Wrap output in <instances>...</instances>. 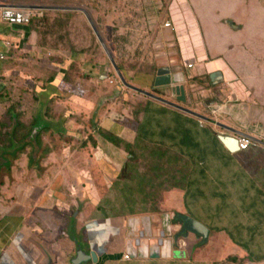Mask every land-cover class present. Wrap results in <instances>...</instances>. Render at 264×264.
I'll use <instances>...</instances> for the list:
<instances>
[{"label":"rangeland","instance_id":"rangeland-1","mask_svg":"<svg viewBox=\"0 0 264 264\" xmlns=\"http://www.w3.org/2000/svg\"><path fill=\"white\" fill-rule=\"evenodd\" d=\"M51 2L53 8L61 4L62 8H77L78 6L89 12L90 18L98 27L100 36L110 48L114 60L128 83L135 80L137 74L141 75V71H145L147 67V72L157 71L161 47H158L156 41L160 25L166 21H172L171 11L173 8L178 9L177 12L180 23L184 25V31L190 29L187 15V10H189L196 21L201 22L204 35L211 42L217 41L221 37L224 26H226V54L239 56L238 50L242 47L241 41L247 37L248 45L254 50L249 55L252 56V59L261 56L260 47L264 40V37L261 36L264 34V0H52ZM49 11H46L43 20L46 18L48 20L43 23L41 30L52 32L50 39L56 51L48 55V60L52 64L58 63L59 67L64 68L63 71L55 72L63 84L59 87L58 95L46 103V108H41V112L43 111L50 118V123H47L48 128L43 129L45 124L42 123L31 127V123H29L25 128H18V133L20 135L28 134L24 135V139L29 141V147L32 148L29 156L33 166L38 167L35 170L36 173L39 176L48 173L49 177L55 179L51 186L55 193L63 195L61 209L67 213L70 208L67 217H65L66 221L69 222L70 218H73L77 208H86L88 214L85 224L93 216L106 214L124 216L129 219L136 216H150L152 220L151 232L154 235V240H158L160 239L161 217L163 214H168L172 217V234L168 238H170L173 250L181 249V242L182 245L187 241L188 244L191 243L189 244L190 254L186 248L181 249L186 252V256L182 259L161 260L153 257H138L133 258L137 259L136 261L131 259L117 264L264 263V184H262L264 181L262 178L264 159L259 155L251 154L253 153L251 149H249L251 151L249 153L237 152L236 156L229 155L222 150L219 142L213 141L214 134L211 131V134L201 131L200 136L202 135V137L198 139V146H188L189 140L186 143L180 142L181 144L176 146L168 143V152L163 156L154 152V149L162 146L159 145L162 142L145 141L143 132L140 130L137 131V136L134 134L136 139L133 143L121 139V143L112 145V148L115 149L112 151L116 153H111L112 151L107 148L101 161L95 160L96 166L93 167L91 162L96 158L94 151L98 143L106 145L98 133L94 132L93 121L91 129L87 128L89 124H86V120L85 126H82L80 130L74 129L73 131L68 125L64 124L59 127V123L53 121L61 119L63 113L70 115L74 113L71 111L73 101H69L70 98L65 94L67 89H70L74 84V92L82 94L86 92L87 87H90V94L94 98L98 90L97 81L102 80L100 75L107 73L111 74L114 82L118 80L114 85L121 86V93L116 94L119 96L115 98L114 94L117 92L115 88L97 95L96 107L95 110L94 108L90 110L91 115H94L95 118L99 115L98 110L101 107L107 108L111 105L108 100L105 102L107 104L103 106L102 97L105 95L111 96L118 116L133 111L132 113L138 115L140 122L145 111H143L140 93L133 97L131 94H125L130 88L121 81L120 75L104 47L101 46L86 16L74 14L79 10L66 12L69 14H63V12L55 14L57 12L54 11L53 14ZM224 11L226 16L220 18ZM227 13L231 16H228ZM197 14L200 17L198 19ZM55 15L59 16L54 18ZM218 18L220 23L217 22ZM234 23L238 27L241 26L244 34L236 35L231 32L230 24ZM169 42V40L165 41V49L172 48L168 45ZM262 65L264 66V63ZM130 76L134 77L131 81L129 80ZM51 77L56 78L55 75ZM90 78L94 80H89ZM78 84L84 89L83 91L77 86ZM33 93L34 90L27 84L22 89L11 87L7 90L9 104L16 105L14 108L16 111L18 103L36 100ZM123 93L125 96H122ZM24 108L20 112L22 115L24 114L23 116L34 111V107L29 104ZM253 112V109L248 111V117L251 119ZM132 113L131 118H133ZM79 114L84 116L88 112L83 110ZM148 114L154 118L158 116V112L155 111H150ZM163 117L165 116L159 114L160 119L163 120ZM138 120L135 119L132 125L139 124ZM51 123H56L57 126L52 127ZM35 126L40 127L35 128ZM3 127L5 126L0 125V142L5 144L4 142L10 141L13 143L16 128L13 126L11 134L8 130L3 133ZM152 128L157 130V121L152 120ZM2 135H9V137L3 138ZM12 143L11 147L4 150L2 154L1 151L6 148V145L0 148V160L10 156L8 151L14 146ZM146 145L151 146V151ZM162 148L166 149L164 146ZM125 150L132 153L125 154ZM14 155L18 157L20 151L15 152ZM40 161H46L51 169L46 170ZM70 163H83L84 168L81 171L87 175L88 169L92 168L89 172L99 190L98 196H96L95 190H92L95 191L94 195L88 193L87 190L82 192V184L79 185V193L74 189L71 178L78 177L81 172L77 171L78 173L74 174V170L69 168ZM127 165L130 166V173L125 172ZM155 165L157 168L152 169L151 167ZM0 171L3 172L2 169ZM19 171L22 169L20 168ZM145 174L153 178L152 185L141 182V176ZM6 180L11 182V178H6ZM66 180L69 181V184ZM191 181L194 182L191 184ZM83 186L85 185L83 184ZM71 189L75 195L76 204L70 196ZM132 207L136 209L133 214ZM179 214L189 215L207 226L209 228L208 240L204 241L202 236L196 234L197 242L195 243V236H191V233L188 234L190 231H184L178 236L183 226L175 219ZM155 218L157 220H153ZM52 222H54L52 218H45L47 230ZM72 224L74 229L68 227V223L62 227L61 236H67L66 232H68L72 238L75 236L80 238V242L84 246L82 247L85 249L89 240L87 235L83 234V221L80 226L75 222ZM211 229L217 231L222 237H226V241ZM137 231L138 238H143L139 226ZM185 236H187L185 238L187 241L183 239ZM190 238L192 239L190 240ZM244 243L248 245L247 248L243 246ZM140 260L142 261L140 262Z\"/></svg>","mask_w":264,"mask_h":264},{"label":"crops","instance_id":"crops-1","mask_svg":"<svg viewBox=\"0 0 264 264\" xmlns=\"http://www.w3.org/2000/svg\"><path fill=\"white\" fill-rule=\"evenodd\" d=\"M51 1L0 0V13L6 6L28 7L32 13V20L28 24L12 25L3 21L0 17V55H2L0 57V125L5 126L2 129L3 133H6V130L11 132L13 126L16 128L13 143L9 141L3 144L0 142V148L5 145L6 149L10 148L11 143L14 145L8 151L10 156H7V159L3 157L0 160V169L3 170V172L0 171V219L4 220V225L0 228V264H73L72 260L79 249L86 250V253L96 251L98 256L101 257L100 262L91 260L82 264H117L133 259L131 257L130 259L124 258L127 241L129 240L127 231L129 218L106 214L104 216H93L85 224L88 212L85 210L86 208H77L73 218H70L69 222L66 221L65 217H67L70 208L67 213L61 209L63 195L55 193L51 186L55 179L49 177L48 173L43 176H39L36 173L35 170L38 167L33 166L31 161L29 164L28 161L32 148L29 147V141L26 138L24 139V135L27 133L24 135L18 133V128H25L26 124L34 121H39L40 123L43 121L45 124L50 123V118L43 111L41 112V108H46V103H49L55 95H58L59 87L63 84L61 80L58 83L57 81L55 82L59 78L55 72L58 70L63 71L64 68L62 66L59 67L58 63L52 64L48 60V55L56 51L50 39L52 32L41 30V26L48 20L47 18L43 20L47 10H50L49 12L53 14L54 12H57L55 14H59V12L64 14L73 10L64 9L60 7L62 6L61 4L57 5L58 7H54L57 9H54ZM85 11L87 12L86 9ZM177 11V8H173L171 11L172 25H160L156 43L161 48L159 50L160 55H158L159 67L156 70L167 68L172 75L175 73L177 77L184 79L179 83H174L172 80V83L173 86L184 87L181 96L185 95V100L179 99L180 95L176 93V90L172 89V85H156L157 71L147 72L148 67L145 71H141V75L137 74L135 80H132L134 79L132 76L129 79L130 81L132 80L131 83L134 87H138L143 91L129 87V91L127 90L125 93L126 95L131 94L132 97L135 94H141V102L145 113L143 112L140 122L138 115L132 113L133 111L126 114L122 113L125 115H122L120 119L115 118L118 112L115 105L112 104L113 101L110 95L103 96L102 101L104 102L103 106L107 104L105 102L108 100L111 105L107 108L101 107L98 110L99 115L95 118L94 115H91L90 110L93 108L95 110L96 107L97 95L115 88L117 90L114 94L115 98L119 96L116 94L121 93V86L114 85L117 81L110 82V79L113 78L109 73L100 75L102 80L97 81L98 90L94 98L90 94V87H87V90L85 89L86 92L84 91L85 93L82 94L81 92H74V84L66 92L64 91L70 98L69 101H73L71 111L74 113L71 115L63 113L61 114V119H54L53 121L59 123V127L64 124L68 125L72 131L74 129L80 130L82 126H85L84 122L86 120V124H89L87 128L91 129L93 121L94 132L98 133L106 144L98 143L94 151L96 158L92 159L93 162H91L93 167L96 166L95 160L101 161L103 155L106 154L107 148L111 151L115 150L112 148L115 143L108 140L105 134H112L133 143L136 139L137 131L142 130L145 141L163 140V143H159V145L166 148L164 152H168V143L174 146L179 144L184 133L182 131L187 129L193 130L192 140H195V143L191 142L188 144L190 147L199 143L198 137H200L201 131L233 136H236L234 131H240L242 135H251L255 139L264 141V66L262 65L264 63V40L260 47L261 56H256L252 59V56L249 55L254 50L248 45L247 37H244L241 41L242 47L238 50L240 57L231 56V54H226V26H224L221 37L217 41L211 42L204 35L201 22L196 21V18L189 10H187V15L190 29L189 31H184V25L180 23ZM192 11L195 13L194 10ZM76 12L74 14L85 16L80 10ZM87 13L89 14V12ZM57 16L59 15H55L54 18ZM197 16V19L200 18L198 14ZM225 16L226 12L224 11L220 18ZM228 16L231 15L228 14ZM217 17L219 16L217 15ZM217 22L220 23L219 18ZM230 28L231 32L236 35L244 34L241 26L238 27L235 23L230 24ZM261 36L264 37V34H261ZM166 40L170 41L168 45L172 48L165 49L164 43ZM191 63L192 66H189ZM53 75L56 78L52 80L51 76ZM89 80L94 79L90 78ZM26 84L34 90L33 94L36 96V100L18 103L17 109L14 111L16 105L9 104L10 100L7 96V90L11 87L22 89ZM77 86L80 87V84ZM83 90L81 88V91ZM125 94L123 93L122 96H125ZM30 99L32 98L30 97ZM163 99L182 105L189 109L190 112L170 105ZM28 104L34 107V111H31L29 115L23 116L24 114L22 115L20 112ZM251 109L254 111L252 119L248 117V111ZM83 110L88 112V114L81 116L79 113ZM150 111H159L157 120L151 114H148ZM17 113L19 118L15 119V114ZM131 113L139 124L132 125L135 119L131 118ZM159 114L165 116L163 120L159 118ZM199 114L203 115L205 119L199 117ZM152 120L157 121V130L152 128ZM50 125L52 127L57 126L56 123H51ZM164 129L167 133L178 129L181 135L175 138L163 136L162 132ZM2 137H9V135H2ZM153 138L155 140H152ZM146 146L151 151V146ZM162 146L160 147L162 148ZM254 148H250L253 151L251 154L259 155L264 159V144ZM16 149L20 151L18 157L14 155L17 152L15 151ZM222 150L225 152L227 150L229 152L227 153L232 156H236L237 152H242H231L225 146L222 147ZM246 152L249 153L251 151H243V153ZM111 153L116 152L112 151ZM127 153L129 152L125 150V154ZM40 164L45 166L46 170L51 169L46 161H40ZM82 164L70 163L69 165V168L74 170V174H77V171L81 172L78 177L71 178L73 187L79 193V185L82 184V192L87 190L88 193L94 195L96 191V196H98L99 190L89 172L92 168L88 169L87 175L81 171L84 168ZM20 168L22 171H19ZM6 178H11V182L9 183ZM262 178L264 179V169ZM66 181L69 184V181ZM83 184L85 186L88 185L85 187ZM262 184H264V181ZM89 187L90 189H88ZM71 192L70 196L74 199V204H76L72 189ZM63 213L66 214L64 215ZM46 217L54 220L49 225L48 230L45 224ZM82 221L84 224L83 234H86L89 240L85 249H83L84 246L80 242V238H76V236L72 238L68 232H66L67 236H61L62 227L66 226L67 223L68 227L74 229L72 222L80 226ZM89 223L91 224L89 225ZM138 226L140 228V224ZM212 231L226 241V237H222L215 230ZM190 233L191 236H195L196 243V234L193 232L188 234ZM189 244L188 241L184 245L181 242L180 247L186 248L190 254ZM243 246L247 248L248 245L244 243ZM118 253L121 256L109 257ZM155 259L165 260L167 258ZM136 260L133 259V261Z\"/></svg>","mask_w":264,"mask_h":264},{"label":"water","instance_id":"water-1","mask_svg":"<svg viewBox=\"0 0 264 264\" xmlns=\"http://www.w3.org/2000/svg\"><path fill=\"white\" fill-rule=\"evenodd\" d=\"M24 8H28V7H24ZM64 9H69V10H80L82 11L86 18L87 21L89 23V25L91 26L93 32L95 33L97 39L99 40L101 46L104 47L107 55L109 56V58L111 59L115 69L117 70L118 74L120 75V79L121 81L126 84L128 87L130 88H134L138 91H143L142 89L138 88V87H134L131 83H128L124 77V75L122 74L120 68L118 67L116 61L114 60L109 48L106 45V42L103 41V38L100 36L97 27L95 26L93 20L90 18L91 16L85 11V9L83 8H76V7H63ZM169 69H163L160 68L157 71V77L155 79V84L156 85H172V89L176 90V93H178L179 99H186V96L183 95L181 96V92L184 91V87L183 86H173L172 80L174 81V83H179L180 81L184 80L183 78H179L177 77V75L174 73L173 75L171 73H169ZM215 75V74H214ZM57 81V83L59 82V79L57 78L55 80V82ZM163 101H165L166 103L173 105L175 107H178L184 111L190 112L189 109H187L186 107L176 104L174 102H171L169 100H165L163 99ZM199 117H202L205 119V117L201 114L198 115ZM40 126H35V128H39ZM232 131H234L233 129H231ZM236 134H242L240 131H235ZM218 138L220 139V141L223 143V145L231 152H237L240 151L239 150V141L238 139L233 136V135H218ZM259 142L264 144V141L256 139ZM176 220H178L179 222L182 223V229L181 231L178 233V236L180 234H182V232L184 231H190L193 232L199 236H202L204 238V241L208 240L209 237V228L207 226H205L202 222H200L199 220L186 215V214H179L178 216H176L175 218ZM129 223L127 224V231H128V236H130L129 240L127 241V248H126V252L130 255L131 258H138V257H142V258H147V257H153V258H183L186 256V252L185 250H181V249H174L172 248V244L170 241V238H168V236H171L172 234V217H170V215L168 214H163L162 216V222H163V228L164 230L162 231V234L159 236L160 239L158 240H154V236L151 232V227H152V220L150 216H136L134 218L129 219ZM138 224H140V228L143 229L141 232V235H143V238H138V231H137V227ZM132 230V232H130ZM147 237V238H146ZM179 248V247H176ZM92 260V261H97L98 260V254L96 253V251H91L90 253H86L85 251H83L82 249H79L77 252V255L74 257V259L72 260L73 264H82V262L84 261H88V260Z\"/></svg>","mask_w":264,"mask_h":264},{"label":"trees","instance_id":"trees-1","mask_svg":"<svg viewBox=\"0 0 264 264\" xmlns=\"http://www.w3.org/2000/svg\"><path fill=\"white\" fill-rule=\"evenodd\" d=\"M109 48V47H108ZM109 50H110V48H109ZM51 79H53V78H51ZM157 112H159V111H157ZM18 117V113L17 114H15V119ZM158 118H156V120H157ZM18 121H19V119H18ZM35 122V121H34ZM34 122H32L31 123V127L32 126H34V125H40V122L39 121H36L35 123ZM18 123V122H17ZM41 123H44L45 124V122H41ZM21 124V123H20ZM20 124H18V125H20ZM42 128V127H41ZM45 128H48V126H47V124H45L44 125V127H43V129H45ZM182 132H184L183 133V135H182V137H181V142L182 143H186V141L187 140H189L190 142L189 143H195L194 142V140H192V133H193V130H190V129H187V130H184V131H182ZM207 132H209V131H207ZM163 136H168L169 138L172 136V138H175V137H177L178 135H181L180 133L181 132H179L178 131V129H174V131H172V132H169V133H167V131L164 129L163 130ZM177 133V134H176ZM213 136H212V139H213V141H217V142H219V144H220V146L221 147H224L223 146V143L220 141V139L218 138V135L215 133V132H213ZM28 135V134H27ZM105 136H106V138H108V140H110V141H112V142H114V143H116V144H119V143H121V138H119V137H116V136H113V135H110V134H105ZM36 137H37V134H36ZM199 138H201V136L200 137H198V139ZM152 140H155L154 138L152 139ZM176 140V139H175ZM157 141H163V140H157ZM163 143V142H162ZM261 144H263V143H261L260 142V144L258 145V146H260ZM196 146H198V143H196V145L195 146H192V147H196ZM160 149V150H159ZM250 149V148H249ZM252 149H255L254 147H252ZM4 150H6V148L5 149H3L2 150V152L4 151ZM245 151H247V150H245ZM130 153H132L131 151H129ZM154 152L155 153H160L161 155H165V153H167L166 151L164 152V149L163 148H161L160 146H159V148H157V149H154ZM226 152H228L227 150H226ZM243 152V151H242ZM229 153V152H228ZM28 161H29V164H30V161H31V158H30V156L28 157ZM129 165H127V167H126V169H125V172H127V173H130V169H129ZM152 169H156L157 167H156V165L155 166H152L151 167ZM203 172V171H202ZM202 174V173H201ZM204 174V173H203ZM141 182L143 183V182H147L148 184H153V178L151 177V176H149V175H147V174H145V175H143V176H141ZM194 182V181H193ZM192 181H191V184L193 183ZM141 183V184H142ZM136 211V209L135 208H131V212H132V214L134 213ZM141 211H144V210H141ZM148 211V210H147ZM154 211H157V210H154ZM107 219V218H106ZM91 223H89V225H90ZM4 225V220L3 219H0V228H2V226ZM123 232H124V230H122ZM119 256H121V254L120 253H118V254H115V255H110L109 257L110 258H114V257H119ZM259 258V257H258Z\"/></svg>","mask_w":264,"mask_h":264},{"label":"built area","instance_id":"built-area-1","mask_svg":"<svg viewBox=\"0 0 264 264\" xmlns=\"http://www.w3.org/2000/svg\"><path fill=\"white\" fill-rule=\"evenodd\" d=\"M0 17L8 24H28L31 20L32 13L30 8L7 6L1 10ZM164 25L170 26L172 23L170 21H166L164 22ZM0 57H2V55H0ZM189 66H192V64H189ZM110 81L113 83L114 79H110ZM235 137L239 141L240 151L249 150V148L257 147L260 144V142L251 135L238 134ZM124 258L130 259V255L126 252Z\"/></svg>","mask_w":264,"mask_h":264},{"label":"flooded vegetation","instance_id":"flooded-vegetation-1","mask_svg":"<svg viewBox=\"0 0 264 264\" xmlns=\"http://www.w3.org/2000/svg\"><path fill=\"white\" fill-rule=\"evenodd\" d=\"M121 116H122V115H121ZM121 116L115 115V118L120 119ZM102 165H103V164H102ZM156 219H157V218H156ZM162 231H163V228H162V220H161V229L159 230V232H160L159 234H160V235L162 234ZM153 236H154V235H153ZM90 252H91V251H90ZM90 252H89V253H90ZM98 258H99L98 261L100 262V258H101V257L98 256ZM88 261H91V259L88 260ZM85 262H87V261H84V262H82V263H85Z\"/></svg>","mask_w":264,"mask_h":264},{"label":"clouds","instance_id":"clouds-1","mask_svg":"<svg viewBox=\"0 0 264 264\" xmlns=\"http://www.w3.org/2000/svg\"><path fill=\"white\" fill-rule=\"evenodd\" d=\"M171 22V21H170ZM172 23V22H171ZM117 82H118V80H117Z\"/></svg>","mask_w":264,"mask_h":264},{"label":"bare ground","instance_id":"bare-ground-1","mask_svg":"<svg viewBox=\"0 0 264 264\" xmlns=\"http://www.w3.org/2000/svg\"><path fill=\"white\" fill-rule=\"evenodd\" d=\"M78 7V6H77ZM79 8V7H78Z\"/></svg>","mask_w":264,"mask_h":264}]
</instances>
